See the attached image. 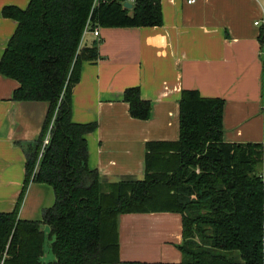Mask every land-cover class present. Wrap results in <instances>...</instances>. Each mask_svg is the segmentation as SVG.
Here are the masks:
<instances>
[{
  "label": "trees",
  "instance_id": "obj_1",
  "mask_svg": "<svg viewBox=\"0 0 264 264\" xmlns=\"http://www.w3.org/2000/svg\"><path fill=\"white\" fill-rule=\"evenodd\" d=\"M123 2L30 0L24 9H2L16 28L1 55L0 74L17 81L14 100L48 106L38 138L24 147L18 200L10 212H0V261L115 263L119 215L172 211L182 223L177 264H264L261 146L223 140V99L183 90L178 140L162 144V150L149 147L143 178L104 184L89 168L85 138L96 124L71 120L81 63L97 57L96 41L81 43L86 24L91 29L161 25L160 0H134L131 8ZM123 100L132 117H149L150 103L140 98L137 87L125 89ZM50 125L49 142L42 148ZM29 182L53 190V204L42 210L40 220L18 218Z\"/></svg>",
  "mask_w": 264,
  "mask_h": 264
},
{
  "label": "crops",
  "instance_id": "obj_2",
  "mask_svg": "<svg viewBox=\"0 0 264 264\" xmlns=\"http://www.w3.org/2000/svg\"><path fill=\"white\" fill-rule=\"evenodd\" d=\"M29 1L0 0V58L16 28L3 7L24 9ZM160 8L159 26L99 27V38L91 32L81 38L87 45L96 41L97 57L81 63L71 120L96 124L85 138L87 164L104 184L143 178L149 147L162 150L178 140L183 90L223 99L225 142L264 138V31L254 23L264 18V0H160ZM17 86L0 74V212H10L18 200L24 147L38 138L47 111L44 101L14 100ZM129 87L149 101L147 119L130 115L123 100ZM53 201L50 185L29 182L18 218L40 220ZM181 241L177 212L124 213L118 217L119 261L106 264H177Z\"/></svg>",
  "mask_w": 264,
  "mask_h": 264
},
{
  "label": "built area",
  "instance_id": "obj_3",
  "mask_svg": "<svg viewBox=\"0 0 264 264\" xmlns=\"http://www.w3.org/2000/svg\"><path fill=\"white\" fill-rule=\"evenodd\" d=\"M124 1H127L131 4H133V2H134V0H124ZM194 1L195 0H186L187 3H193ZM254 23L261 26V31L262 32L264 31V18H263L261 23L259 21H255ZM87 32H91L94 37L99 38V27L98 26H95L91 29L87 23L85 28H84L83 35H85ZM83 35H82V37H83ZM50 127H51V125L49 126V129L47 130V132L43 136L42 144H41L42 148H44V146L47 145L49 142ZM260 146H261V165H260L258 175L261 178V180L264 181V138L262 139ZM0 264H3V260L0 261Z\"/></svg>",
  "mask_w": 264,
  "mask_h": 264
},
{
  "label": "water",
  "instance_id": "obj_4",
  "mask_svg": "<svg viewBox=\"0 0 264 264\" xmlns=\"http://www.w3.org/2000/svg\"><path fill=\"white\" fill-rule=\"evenodd\" d=\"M123 7H125V8H131L132 7V4L129 3V2H127V1H124L123 2Z\"/></svg>",
  "mask_w": 264,
  "mask_h": 264
},
{
  "label": "rangeland",
  "instance_id": "obj_5",
  "mask_svg": "<svg viewBox=\"0 0 264 264\" xmlns=\"http://www.w3.org/2000/svg\"><path fill=\"white\" fill-rule=\"evenodd\" d=\"M41 105H44V107H47L48 106L47 102H41ZM47 231H48V229H47ZM235 255H236V257H238V254L237 253H235ZM49 258H50V254H49Z\"/></svg>",
  "mask_w": 264,
  "mask_h": 264
}]
</instances>
